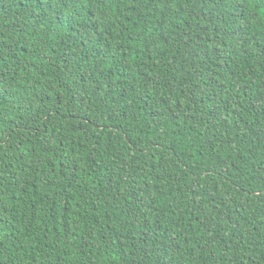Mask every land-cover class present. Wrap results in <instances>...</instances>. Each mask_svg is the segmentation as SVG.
Segmentation results:
<instances>
[{"label": "trees", "instance_id": "trees-1", "mask_svg": "<svg viewBox=\"0 0 264 264\" xmlns=\"http://www.w3.org/2000/svg\"><path fill=\"white\" fill-rule=\"evenodd\" d=\"M0 264H264V0H0Z\"/></svg>", "mask_w": 264, "mask_h": 264}]
</instances>
